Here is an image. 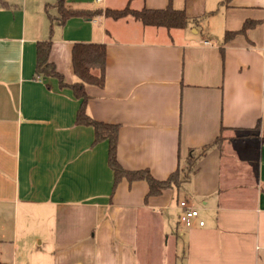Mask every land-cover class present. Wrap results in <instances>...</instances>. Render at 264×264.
I'll return each instance as SVG.
<instances>
[{
  "label": "crops",
  "instance_id": "1",
  "mask_svg": "<svg viewBox=\"0 0 264 264\" xmlns=\"http://www.w3.org/2000/svg\"><path fill=\"white\" fill-rule=\"evenodd\" d=\"M95 1L102 10L134 11L171 3L198 21L170 32L104 16L53 27L49 61L66 84L76 82L73 45L105 47V84L85 88L87 112L119 126L124 170L164 181L220 128L264 131V0ZM5 2L20 14L19 33L0 34V216L3 206L14 215L0 218V241L13 243L12 264L24 249L35 253L32 264H264L261 137L230 141L222 156L209 149L179 192L146 199L145 183L123 181L112 193L106 144L93 146V130L74 126L79 103L55 80H33L50 5ZM28 8L36 11L29 33ZM249 20L260 24L222 45ZM183 200L198 210L191 229L179 222Z\"/></svg>",
  "mask_w": 264,
  "mask_h": 264
},
{
  "label": "trees",
  "instance_id": "2",
  "mask_svg": "<svg viewBox=\"0 0 264 264\" xmlns=\"http://www.w3.org/2000/svg\"><path fill=\"white\" fill-rule=\"evenodd\" d=\"M229 0L223 2L222 5L228 3ZM69 0H57L53 6H46L45 12L50 25L49 39L38 42L35 45V62L33 80L38 82H45L47 80H55L59 90H69L75 101L79 103L74 126L81 128H90L93 130V146L99 144H106L107 157L106 166L112 173V193L121 182L133 184L143 182L147 185L148 191L146 199L160 197L165 191L171 190L179 192L181 185L186 184L196 172L198 160L211 149L216 148L219 155L222 156L224 152V145L229 140H224L222 134L224 132H232L220 128L219 134L213 143L209 146L203 147L196 153L189 152L186 159V168L183 170L177 169L174 173L168 176L164 181L155 180L147 170L129 172L124 170L117 159V143L119 126L103 124L94 121L87 112V103L89 98L85 92L86 87H94L102 89L105 84V66H106V50L103 45L99 44H75L71 49V66L72 73L76 79L73 84H66L62 75H60L54 64L50 63L49 55L51 50V36L53 34V27L55 23L59 26H64L67 21L71 19H85L93 20L94 18L102 17L112 20L131 19L143 27L162 28L167 32L176 30H184L191 23L197 24V20L188 18L184 10H175L171 3L163 10H147L141 9L139 11L130 10L126 6L122 10L96 9V10H77L71 9ZM0 8L10 9V6L3 0H0ZM55 9L57 16L49 15V11ZM213 15V14H211ZM260 24L256 21H245L242 27L234 32H226L223 36L222 45L230 43L238 36H246L249 30L254 29ZM222 54V50L220 51ZM46 88L49 89L48 85ZM259 126L256 125L255 129ZM261 141L264 144V131L261 135ZM1 264V263H0Z\"/></svg>",
  "mask_w": 264,
  "mask_h": 264
},
{
  "label": "rangeland",
  "instance_id": "3",
  "mask_svg": "<svg viewBox=\"0 0 264 264\" xmlns=\"http://www.w3.org/2000/svg\"><path fill=\"white\" fill-rule=\"evenodd\" d=\"M4 2L6 0H3ZM94 0H79V1H73L72 3L66 4L68 5L71 9H77V10H96V9H101L100 5H96L94 2ZM57 2V0H46V3L50 6H53L55 3ZM6 3V2H5ZM8 4V3H7ZM9 5V4H8ZM129 8V7H128ZM10 9H12V7L10 6ZM10 9H2L0 8V34H11L12 37H14V35H16V33H19L20 29V14L16 11V10H12L10 11ZM130 9V8H129ZM122 10V9H121ZM132 10V9H130ZM29 13L30 14H35L36 11L33 10L32 8H28V10L26 11V31L29 33V28L32 26L33 21H31L29 19ZM7 14V15H6ZM49 15L56 17L57 13L55 9H51L49 11ZM12 16L14 17V21H12ZM43 17H47V15L44 13ZM46 24L49 26V21L48 19H45ZM111 20V19H108ZM163 30V29H162ZM165 31V30H164ZM174 31V30H173ZM31 32V31H30ZM166 32V31H165ZM262 132L260 130V128L258 127L257 129H252L250 132H224L222 134V138L224 140H229L233 141V140H238V139H243V138H251V137H261ZM226 144V143H225ZM186 160H184L183 166L180 168V170H184L186 168ZM182 189V185L180 190ZM191 193H193V190H191ZM186 194L190 195L189 193V188H186ZM14 215H8L6 213L5 207L3 206V211L2 214L0 216L1 219H3L4 221H8V219L10 221H12ZM176 226V224H175ZM38 246V244H37ZM39 247V246H38ZM44 246H40V249L43 248ZM1 248L3 250L2 253V257H1V264H12V261L14 259V245L12 242H6V241H0V253H1ZM36 248V246H35ZM35 258V253H29L27 249L24 250H18L16 253V264H32V259ZM179 262V261H178ZM179 264V263H177ZM182 264V262L180 263Z\"/></svg>",
  "mask_w": 264,
  "mask_h": 264
},
{
  "label": "built area",
  "instance_id": "4",
  "mask_svg": "<svg viewBox=\"0 0 264 264\" xmlns=\"http://www.w3.org/2000/svg\"><path fill=\"white\" fill-rule=\"evenodd\" d=\"M96 3H101V0H96ZM203 45L210 47V43L204 42ZM264 51V49H263ZM180 210L179 222L185 229H191L194 221L198 220V210L192 206L188 200H183L178 203ZM198 226L202 228L204 223L199 221Z\"/></svg>",
  "mask_w": 264,
  "mask_h": 264
}]
</instances>
